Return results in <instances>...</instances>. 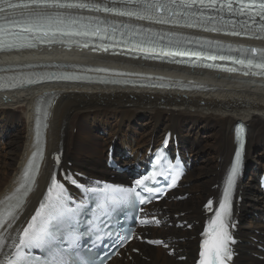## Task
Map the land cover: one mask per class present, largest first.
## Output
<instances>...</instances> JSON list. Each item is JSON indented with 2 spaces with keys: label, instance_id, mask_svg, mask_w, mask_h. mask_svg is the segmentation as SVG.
<instances>
[{
  "label": "bare ground",
  "instance_id": "6f19581e",
  "mask_svg": "<svg viewBox=\"0 0 264 264\" xmlns=\"http://www.w3.org/2000/svg\"><path fill=\"white\" fill-rule=\"evenodd\" d=\"M23 11L10 10V16H21ZM162 28L181 36L221 38L216 31L206 33V26H201L200 32ZM244 43L264 53V40ZM43 70L70 76L60 82L30 83L0 90V143L4 146L0 148V264L42 205L56 168L52 157L62 150L66 162L78 145L83 144L85 152L77 158L73 171L80 169V173L96 180L107 177L109 172L97 157L99 144H117L118 153L123 150L129 157L124 162L126 165H139L159 148L156 138L163 131L164 136L171 133L172 149L180 151L192 167L180 186L190 181L187 191L195 195L180 205L163 199L161 206L167 208L166 213L194 212L184 220L195 218L203 222L208 216L201 211L199 202L207 196H223L236 150L235 129L240 123L248 127V143L242 174L235 188V217L241 222L238 236L243 239L238 246L241 257L236 262L264 264V200L257 182L264 170L263 80L191 71L163 62L79 48L69 50L63 46L0 54L1 75ZM76 74L79 77L73 78ZM93 75L111 78L87 79ZM120 77L139 79V82L125 84ZM82 122L85 128L80 135ZM3 139L9 142L4 144ZM107 154L108 149L106 158ZM65 162L66 170L72 171ZM251 164L255 165L251 171L253 176L247 172ZM98 165L102 166L99 172ZM112 174L117 172L114 170ZM175 191L167 197L181 192ZM252 211L256 217L247 220L245 214L250 215ZM201 228V225L195 226L194 232ZM254 229L260 230L261 235ZM166 233L187 237L190 232ZM251 238L259 239L260 243ZM191 242L187 243L195 244ZM196 254L189 252L187 261L182 263L162 252L151 253L149 263L136 259L142 264H194ZM113 264L134 263L116 258Z\"/></svg>",
  "mask_w": 264,
  "mask_h": 264
},
{
  "label": "snow or ice",
  "instance_id": "6c2138e0",
  "mask_svg": "<svg viewBox=\"0 0 264 264\" xmlns=\"http://www.w3.org/2000/svg\"><path fill=\"white\" fill-rule=\"evenodd\" d=\"M109 2L112 4L139 5V8L127 10L115 6L110 7L108 4L82 3L78 2V0H25L23 3H16L13 0H0V20L9 21L4 25H0V51L35 47V44L28 41L24 35L25 33H42V36H36L35 38L45 40L48 44L65 43L64 37L89 35L88 31H77L71 27L72 24H75V20L61 19L59 13H50L47 11L49 9H88L95 12L103 11L115 13L119 16L135 17L139 20H154L157 23H175L166 19L165 16H157L155 13L160 10L173 13V7L177 6V0H109ZM217 2L218 0H179L178 6L190 8L199 3L202 6L207 5L211 7L217 4ZM226 6L231 9L232 0H226ZM252 8H255L257 15L264 20V0H248L247 3L244 0H240L241 13L248 12ZM16 9L25 11L21 13L19 19L13 18L9 20L10 10ZM183 14L196 15V13L192 12ZM201 15L203 14L201 13ZM53 25H56V27H53ZM60 25L64 26L61 27ZM260 27L261 30H264V24ZM13 28H18L20 31L12 32ZM212 30L215 31V29ZM100 31V28H95L91 34L98 35ZM104 31L106 32L107 29H104ZM58 33L59 35H57ZM5 34L15 36L16 41L4 39ZM232 34L240 35L238 32ZM100 38L106 39L107 37L101 36ZM72 42L71 39L67 40V43ZM163 51L161 49V52ZM166 54L170 55L172 53L169 51ZM177 54L183 55L184 53ZM188 54L193 56L204 55L202 52H191ZM207 59L216 60L217 57L208 56ZM219 59H231L233 63H239L249 69L259 68L264 70V53H261L259 60L255 62L252 59H234L224 56H220ZM227 70L234 71V69ZM256 74L264 75V71ZM31 82L29 81V83ZM238 166L239 160H237V165L232 168L231 175L228 177L227 188L224 191V200L223 203L219 204L220 212L216 215L215 220L210 222L211 232L204 234L205 240L202 246L205 248V251L200 253L202 257L200 264H226V261L231 259L232 252L229 248V243L232 242V237L228 231L226 220L230 215L229 196L234 185ZM53 183L55 184V182ZM71 183L76 185L77 181L72 179ZM136 183L137 185H141L143 182L137 180ZM173 183H175V179H173ZM56 187L58 191L55 202L49 201L47 204L41 205V210L37 211L35 216L32 217L31 223L28 224L27 228L23 229L22 237L17 244H14V248L16 249L15 258L7 257L5 264H72V261L66 255L52 256L51 254L53 249H60L63 252L62 246L65 243L71 245V249H75L78 246L79 240L82 237V233L79 231V214L84 204L81 202L76 207H68V204L74 203V201L65 190L63 184L56 185ZM91 191H95V189H91ZM127 191L131 193L133 190L128 189ZM153 243H159V241ZM21 247L25 249H40L42 252L49 253L50 258H33L32 261H29L26 256L22 255L20 251ZM79 264H89V261L81 257Z\"/></svg>",
  "mask_w": 264,
  "mask_h": 264
},
{
  "label": "rangeland",
  "instance_id": "374dc122",
  "mask_svg": "<svg viewBox=\"0 0 264 264\" xmlns=\"http://www.w3.org/2000/svg\"><path fill=\"white\" fill-rule=\"evenodd\" d=\"M171 122V121H170ZM84 122H82L81 124H80V127H82L81 128V132H80V135L82 134V131L84 130V128H85V126H84ZM164 132L165 131H163L162 132V134L160 135V137H157L156 138V141L158 142V144H160L161 145V143L160 142H162V138L164 137ZM79 135V136H80ZM99 135L100 136H102V133H99ZM12 136H13V134H12ZM9 142V140H7V139H3V140H1V142H3L4 144L5 143H8ZM206 142V141H205ZM2 144L0 143V148L2 147H4V146H1ZM81 145V146H80ZM80 145H78V148L74 151V153H72V156H71V158H69V160H67L66 162H65V166L67 167V168H70V169H72V170H74V165H76V161H78V157L80 156V155H82L84 152H85V147H84V145L83 144H80ZM110 145H112V142H108V143H106L105 145L104 144H99V151L100 152H98V155H97V157H98V159H100L101 161H103L105 164H106V162H107V158L105 157V154H106V151H107V149H109L111 146ZM117 145V144H116ZM159 145V146H160ZM110 146V147H109ZM83 147V148H82ZM109 147V148H108ZM82 151H84V152H82ZM2 154H4V153H2ZM103 154V155H102ZM126 154V152L125 151H119V153H118V149H117V152H116V158L117 159H120V157H121V155H125ZM127 155H125V157H126ZM129 157L127 156V159H128ZM203 159H204V157L203 158H201V162L203 161ZM121 161H122V159H121ZM255 165L254 164H251L250 166H249V170L247 171L248 172V174L249 175H251L252 174V176H253V173L251 172L252 171V169H253V167H254ZM97 170H98V172H99V170H102V166L101 165H98L97 166ZM192 170V169H191ZM76 172H80V169H78V170H75ZM110 174H107L106 176H109ZM252 176H250V177H252ZM190 183V181H185V182H183V184H182V187L180 188V194H184V193H188L189 194V198L186 200V201H188V200H191L192 198H193V195H195L193 192H189V191H187L188 190V188L190 187V185H191V183ZM180 194H177V195H180ZM208 198H210V196H207L206 197V199L205 200H203V201H200L199 202V206L201 207V211H202V209H203V204H204V201H206ZM174 204V203H173ZM175 205V204H174ZM179 207V206H178ZM180 208V207H179ZM182 213H184V215L183 216H181L182 218L179 220V222H181V221H188V223L189 224H196V222L197 221H199L198 219H195V218H190L189 220H184L185 219V217H187V216H190V214H193L194 212H182ZM254 213L255 212H250V215L249 214H245L246 215V218H247V220L248 219H251L252 217H256V216H254ZM258 221V220H257ZM260 222V221H259ZM201 223V222H200ZM263 224V223H262ZM199 224H196L195 226H198ZM201 226L203 225L202 223L200 224ZM264 225V224H263ZM199 230L200 229H198V231L197 232H194V228H193V231L191 232V233H189V236L188 237H185L184 235H182V234H177V236H179L180 238H187V240H185V242L184 241H182V245L180 246H177V248H176V252H177V254H181V255H185V256H188L187 254L189 253V252H191V251H193V253H197V251H196V249H197V247H198V240H196V238L195 237H197L196 235H198V232H199ZM254 230H256V229H254ZM255 233L257 234V235H260L261 234V231L260 230H256L255 231ZM163 233H160V236L162 235ZM168 233H166L165 232V234L164 235H167ZM163 235V236H164ZM247 239V238H246ZM255 239H257V238H255ZM258 241H259V239H257ZM189 241H192L191 243H195V244H188L187 242H189ZM256 243H259V242H256ZM158 250H160V251H158ZM160 252H162L163 254H166V251H163L162 249H157L156 251H152V252H149L148 254H145V252L144 251H141V255H139V256H135L134 257V261H133V263H135L136 261H137V257H139L140 259H142L141 261L143 262V263H149V262H151V260H149V258L150 259H152L150 256H151V253H155V254H160ZM147 258V260L146 259H144V258ZM131 261V260H130ZM141 261H137L138 263L137 264H142V263H140ZM129 263V262H128ZM163 264V263H162ZM165 264H168V263H165Z\"/></svg>",
  "mask_w": 264,
  "mask_h": 264
}]
</instances>
